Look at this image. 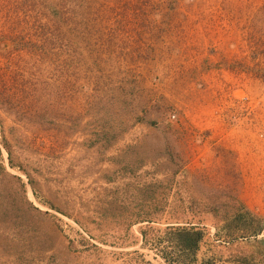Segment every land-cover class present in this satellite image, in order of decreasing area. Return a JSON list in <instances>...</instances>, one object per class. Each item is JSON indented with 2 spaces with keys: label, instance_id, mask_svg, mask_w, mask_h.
Here are the masks:
<instances>
[{
  "label": "rangeland",
  "instance_id": "374dc122",
  "mask_svg": "<svg viewBox=\"0 0 264 264\" xmlns=\"http://www.w3.org/2000/svg\"><path fill=\"white\" fill-rule=\"evenodd\" d=\"M263 255L264 0H0V264Z\"/></svg>",
  "mask_w": 264,
  "mask_h": 264
},
{
  "label": "trees",
  "instance_id": "16d2710c",
  "mask_svg": "<svg viewBox=\"0 0 264 264\" xmlns=\"http://www.w3.org/2000/svg\"><path fill=\"white\" fill-rule=\"evenodd\" d=\"M203 233L201 230H180L179 240L182 242V247L188 251L194 252L201 242ZM186 251V250H185ZM242 264H264V255L261 257H252V260L245 259Z\"/></svg>",
  "mask_w": 264,
  "mask_h": 264
}]
</instances>
